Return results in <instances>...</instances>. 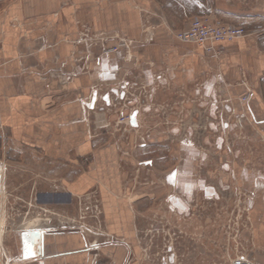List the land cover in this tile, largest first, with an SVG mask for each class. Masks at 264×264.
Returning <instances> with one entry per match:
<instances>
[{
	"label": "crops",
	"instance_id": "0c3cea01",
	"mask_svg": "<svg viewBox=\"0 0 264 264\" xmlns=\"http://www.w3.org/2000/svg\"><path fill=\"white\" fill-rule=\"evenodd\" d=\"M207 15L247 34L211 43L222 53L202 58L201 44L175 33L191 18ZM84 28L132 40V58L123 62V50L103 53L100 45L79 41ZM115 44L107 39L103 45ZM261 76L264 0H0V163L7 165L2 186L21 188L23 197L45 208L68 206L75 213L80 199L94 197L98 214L92 217L101 223L95 233L60 228L48 219L39 227L43 241L33 258L23 255L21 230L15 260L150 264L140 259L141 219L168 197L176 208H186L187 187L195 183L189 166L205 169V152L180 139L173 126L158 128L162 115L153 94L149 105L131 112L133 128L113 126L120 111L127 113L120 109L126 103L121 91L130 80L186 91L187 105L193 100L209 119L202 138L228 125L234 152L245 155L248 141L259 136L250 125L264 138ZM248 90L247 101L238 102ZM104 121L111 124L102 126ZM221 142L217 135L216 152ZM235 174L245 189L260 186L247 168ZM196 186L211 190L203 178Z\"/></svg>",
	"mask_w": 264,
	"mask_h": 264
},
{
	"label": "rangeland",
	"instance_id": "374dc122",
	"mask_svg": "<svg viewBox=\"0 0 264 264\" xmlns=\"http://www.w3.org/2000/svg\"><path fill=\"white\" fill-rule=\"evenodd\" d=\"M207 16L211 20V16ZM114 34L116 35H112ZM98 45L103 52L105 45ZM204 49L205 46L202 58L222 53L214 47L215 53H206ZM131 53L132 50L130 54L124 52L123 62L132 58ZM169 85L162 86L155 81L152 87L130 80L127 89L121 91L125 94L126 103L120 109H126L125 115H130L135 106L143 109L149 105L146 102L149 94L155 95L159 100L157 108L162 115L158 128L173 126L180 139H188L192 147L205 152L206 168L204 169L203 165L201 168L194 164L189 166L192 176L190 181L195 183L187 187L190 194L186 198V208H176L168 197L158 201L155 208L149 210L147 217L141 219V261L150 264H229L231 258L244 255L253 262L264 264V138L256 127L250 125L253 136H259L257 139L251 138V143L248 141L250 151L245 155H236L234 152L236 138L229 129L214 134L207 131L203 139V128L208 129L209 124L205 111L201 109L198 114L199 109L195 108L193 100L191 105H187V100L190 99L187 92ZM240 96L236 98L238 102ZM166 115L170 116L169 120L172 122L166 123ZM219 120L221 121L218 119L214 122L216 127L220 126ZM189 129L190 137L187 131ZM217 135L222 139V149H218L219 152L215 150ZM191 150L192 158L195 149ZM243 167L250 170L253 179L260 184L255 191L254 188H243L236 178V168ZM6 170L5 162L0 163V172L4 177ZM198 178L205 179L211 190L208 189L209 191L204 193L198 188ZM4 190L6 200L4 208L0 211V264L5 263V256L9 257L7 263L19 264V260H15L19 231L32 230L33 222L38 219L47 223L49 219L51 223L64 229L87 228L100 233L101 223L92 217L98 214V203L94 197L80 199L76 206L78 212L75 213L74 208L70 211L68 206L54 205L46 209L36 198L23 197L21 188L5 186ZM54 207H61L62 210H54ZM34 226L43 227L44 224L38 223Z\"/></svg>",
	"mask_w": 264,
	"mask_h": 264
},
{
	"label": "built area",
	"instance_id": "2783aa9c",
	"mask_svg": "<svg viewBox=\"0 0 264 264\" xmlns=\"http://www.w3.org/2000/svg\"><path fill=\"white\" fill-rule=\"evenodd\" d=\"M246 35V31L242 27L225 25L219 21H211L208 16H197L193 17L187 24V27L181 31H178L175 36L182 41L193 42L205 46L204 51L206 53H215L211 45L213 42H230L237 38ZM107 39H115L116 44L111 47L103 46V53L114 52L117 50H123L125 54H130L131 46L133 41L119 34L108 35L105 33H94L90 32L89 29L84 28L80 34L79 41L82 42H91L97 44H104ZM159 77V76H158ZM261 80H264V77L261 76ZM117 88V87H115ZM119 90V87L117 88ZM250 90L239 97V102L243 103L249 98ZM1 95V90H0ZM201 113V110L198 111V114ZM219 113V111H218ZM208 119V118H207ZM133 122L137 124L136 118L132 120V116L125 115L122 112H119L116 119L112 122L113 126L117 127L119 124L124 125V127L133 128ZM110 122H103L102 126L110 125ZM204 126V124H202ZM205 127V126H204ZM204 131L206 130L203 128ZM228 130V125L225 130ZM4 181V175L0 172V211L4 208L6 193L2 183ZM9 260L8 256H5L6 264ZM11 264V263H7ZM13 264V263H12ZM229 264H260L258 262H253L251 259H248L244 255L235 256L231 258Z\"/></svg>",
	"mask_w": 264,
	"mask_h": 264
},
{
	"label": "water",
	"instance_id": "95a60500",
	"mask_svg": "<svg viewBox=\"0 0 264 264\" xmlns=\"http://www.w3.org/2000/svg\"><path fill=\"white\" fill-rule=\"evenodd\" d=\"M132 120L134 117L132 116ZM22 240V252L25 258H33L36 256L35 246L38 242L43 241V231L39 229L26 230L20 234Z\"/></svg>",
	"mask_w": 264,
	"mask_h": 264
},
{
	"label": "bare ground",
	"instance_id": "6f19581e",
	"mask_svg": "<svg viewBox=\"0 0 264 264\" xmlns=\"http://www.w3.org/2000/svg\"><path fill=\"white\" fill-rule=\"evenodd\" d=\"M38 223H43L44 224V226L47 224V222H45V221H42V220H35L34 222H33V224H32V230H34V229H39V227H37V226H34L35 224H38Z\"/></svg>",
	"mask_w": 264,
	"mask_h": 264
},
{
	"label": "snow or ice",
	"instance_id": "6c2138e0",
	"mask_svg": "<svg viewBox=\"0 0 264 264\" xmlns=\"http://www.w3.org/2000/svg\"><path fill=\"white\" fill-rule=\"evenodd\" d=\"M175 175V173L173 174V176ZM170 179H171V177H170Z\"/></svg>",
	"mask_w": 264,
	"mask_h": 264
},
{
	"label": "flooded vegetation",
	"instance_id": "af4514ba",
	"mask_svg": "<svg viewBox=\"0 0 264 264\" xmlns=\"http://www.w3.org/2000/svg\"><path fill=\"white\" fill-rule=\"evenodd\" d=\"M172 250H173V249H172ZM171 260H173L172 257H171Z\"/></svg>",
	"mask_w": 264,
	"mask_h": 264
}]
</instances>
